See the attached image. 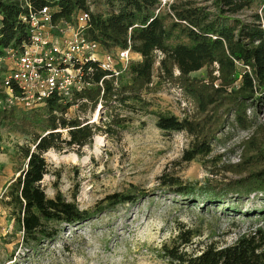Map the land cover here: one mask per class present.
Wrapping results in <instances>:
<instances>
[{
	"label": "trees",
	"instance_id": "trees-1",
	"mask_svg": "<svg viewBox=\"0 0 264 264\" xmlns=\"http://www.w3.org/2000/svg\"><path fill=\"white\" fill-rule=\"evenodd\" d=\"M106 1L110 8L107 16L96 14L91 0H0V85L5 73L2 60L29 41L30 27L23 18L44 8H48L54 26L73 24L80 13H87L86 35L91 41L98 42L107 53L130 49L141 57L118 78L102 70L99 62L81 66L85 82L82 91L64 101L54 94L31 112L32 123L42 120V133L34 127L27 130L29 118L25 116L16 121L22 127L19 131L30 135L31 140L17 146L25 166L9 186L4 205L22 234L21 245L29 251L55 242L64 229L89 221L93 215L60 194L47 196L42 187L50 168L45 156L55 152L81 157L97 136L121 141L127 120L112 113L119 107L135 112L137 105L145 103L142 93L153 85L154 78L178 87L194 106L191 116L182 120L157 115L160 131L185 133L190 138L184 162L208 157L219 135L230 125L250 134L242 144L241 162L225 167V172L235 178L196 188L162 175L161 187L174 197L195 199L203 206L231 204L236 210L242 209L253 194L264 197V14L241 18L258 0H213L212 8L175 0L167 4V12L162 0ZM204 68L210 69L207 80L192 78ZM2 92L0 100L6 102ZM13 94L20 96L16 87ZM74 107L75 115L69 116ZM98 107L104 110L100 123H89L80 116L89 110L94 113ZM13 118L12 107L6 103L0 106V120ZM138 200L137 196L114 194L104 202L108 209H114ZM254 205L248 207H259ZM262 215L259 212L249 218ZM200 236L196 229L180 223L176 235L161 246L158 257L168 264H264L263 226L231 244L209 238L200 241Z\"/></svg>",
	"mask_w": 264,
	"mask_h": 264
},
{
	"label": "rangeland",
	"instance_id": "rangeland-1",
	"mask_svg": "<svg viewBox=\"0 0 264 264\" xmlns=\"http://www.w3.org/2000/svg\"><path fill=\"white\" fill-rule=\"evenodd\" d=\"M189 1L201 7H211L213 2L180 0L179 3ZM91 6L96 14L107 16L110 13L106 0H91ZM162 8L168 11L167 4ZM254 13L264 14V0L255 2L241 18L246 19ZM117 51L112 53L115 55ZM103 52L106 50L102 49ZM131 59L137 62L138 57ZM9 65L4 62L3 67ZM209 71L204 68L191 76L207 80ZM142 98L145 103L137 105L135 112L119 107L112 113L127 120L121 141L97 136L81 157L55 152L45 156L50 168L42 187L47 196L54 198L60 194L93 215L89 221L64 229L55 242L34 252L21 245L22 234L4 205V196L25 166L17 146L31 140L30 135L19 131L22 127L16 121L25 116L29 118L26 129L34 127L42 133V120L32 123L30 119L31 112L42 105L34 109L19 104L12 106L13 120H0V264H168L158 257V251L176 235V226L180 223L196 229L201 234L200 241L209 238L228 244L260 226L264 228V197L261 195H251L245 203L247 208L242 205L239 210L231 204L215 203L204 207L201 201L170 195L159 181L162 175H167L200 188L213 181L221 183L235 178L225 172V167L241 162L242 144L250 134L230 125L219 135L208 157L186 163L182 158L189 149L190 138L185 133L162 132L156 122L160 114L182 120L191 116L194 106L178 87L157 78L142 93ZM5 103L0 100V106ZM76 110L72 108L69 116H74ZM103 112L98 107L94 113L89 110L80 116L89 123L98 124ZM114 194L133 195L139 200L136 204L108 209L104 200ZM249 204L259 207L251 208ZM259 212H263L261 217L249 218Z\"/></svg>",
	"mask_w": 264,
	"mask_h": 264
},
{
	"label": "built area",
	"instance_id": "built-area-1",
	"mask_svg": "<svg viewBox=\"0 0 264 264\" xmlns=\"http://www.w3.org/2000/svg\"><path fill=\"white\" fill-rule=\"evenodd\" d=\"M170 1L162 0V7ZM89 19L87 13H80L75 23L54 26L48 8L23 18L30 27L29 41L2 60L3 66L4 62L10 64L3 67L0 85L9 108L19 104L34 109L54 94L62 101L70 99L85 87L81 66L90 62H99L101 69L115 78L128 71L133 61L131 50H119L115 55L101 53V45L86 35ZM15 87L20 96L13 94Z\"/></svg>",
	"mask_w": 264,
	"mask_h": 264
},
{
	"label": "crops",
	"instance_id": "crops-1",
	"mask_svg": "<svg viewBox=\"0 0 264 264\" xmlns=\"http://www.w3.org/2000/svg\"><path fill=\"white\" fill-rule=\"evenodd\" d=\"M133 56H136V57H138V60H137V62L141 60V57H140L139 55H136V54H132V53H131V58H133ZM133 61H134V60H133Z\"/></svg>",
	"mask_w": 264,
	"mask_h": 264
}]
</instances>
